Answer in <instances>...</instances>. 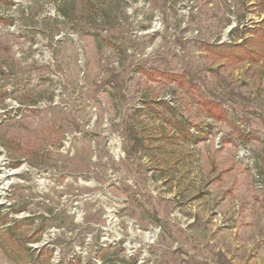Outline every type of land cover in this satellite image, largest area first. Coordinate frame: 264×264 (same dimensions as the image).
<instances>
[{
	"label": "rangeland",
	"instance_id": "obj_1",
	"mask_svg": "<svg viewBox=\"0 0 264 264\" xmlns=\"http://www.w3.org/2000/svg\"><path fill=\"white\" fill-rule=\"evenodd\" d=\"M264 0H0L1 242L52 264H264ZM6 240V241H5Z\"/></svg>",
	"mask_w": 264,
	"mask_h": 264
},
{
	"label": "trees",
	"instance_id": "obj_2",
	"mask_svg": "<svg viewBox=\"0 0 264 264\" xmlns=\"http://www.w3.org/2000/svg\"><path fill=\"white\" fill-rule=\"evenodd\" d=\"M256 43L258 51L251 50L246 43L236 45H217L210 46V50L220 57L229 58L234 57L237 60H245L252 58V55L258 57L264 56V27L258 30L253 38ZM22 221H15L12 226H8L5 230L7 237L6 242H1V247L4 250L5 255L16 264H52L50 257L53 250L47 249V246H43L40 249L25 248L20 240L16 238L18 226ZM64 257H61L58 264H64ZM76 263V259L70 260L67 264Z\"/></svg>",
	"mask_w": 264,
	"mask_h": 264
}]
</instances>
